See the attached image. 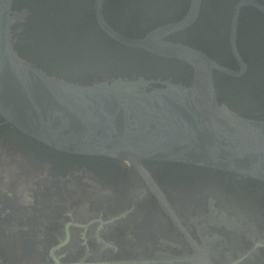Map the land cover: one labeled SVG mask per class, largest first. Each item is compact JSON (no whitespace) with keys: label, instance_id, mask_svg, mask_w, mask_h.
Wrapping results in <instances>:
<instances>
[{"label":"flooded vegetation","instance_id":"flooded-vegetation-1","mask_svg":"<svg viewBox=\"0 0 264 264\" xmlns=\"http://www.w3.org/2000/svg\"><path fill=\"white\" fill-rule=\"evenodd\" d=\"M239 1L203 0L198 19L167 39L238 70L230 28ZM251 1L258 6L240 8L236 30L246 71H215V85L218 99L237 113L264 119V0ZM188 2L104 0L103 13L115 30L141 37L179 19ZM13 9L17 51L47 71L65 63L55 42L37 46L41 30L48 37L53 24L72 33V16H82L92 19L103 43L125 50L126 62L116 52L109 75L175 81L191 75L188 69L185 79L179 60L112 39L96 22L93 0H14ZM121 69L128 73H114ZM0 264H264V184L177 163L56 151L0 117Z\"/></svg>","mask_w":264,"mask_h":264},{"label":"water","instance_id":"water-1","mask_svg":"<svg viewBox=\"0 0 264 264\" xmlns=\"http://www.w3.org/2000/svg\"><path fill=\"white\" fill-rule=\"evenodd\" d=\"M203 0H189L179 19L128 36L107 22L104 0H93L100 28L117 42L185 63L188 81L143 76L88 81L49 73L19 54L13 23L14 0H0V117L11 127L60 152L177 163L236 175L264 184V119L237 113L218 99L215 71L241 76L246 64L237 52L240 8L234 5L230 28L233 70L205 52L167 39L192 25Z\"/></svg>","mask_w":264,"mask_h":264},{"label":"trees","instance_id":"trees-1","mask_svg":"<svg viewBox=\"0 0 264 264\" xmlns=\"http://www.w3.org/2000/svg\"><path fill=\"white\" fill-rule=\"evenodd\" d=\"M131 1L133 4L134 0ZM108 2H110V0H107V3ZM72 18L73 20L71 19V21L75 22V27L73 28L74 32L72 33L66 34L64 32L54 30L55 27L53 24L47 27V33H49L48 37H43V30L40 32V40L37 46L43 43L44 40H49L50 43L51 41L55 42L65 63V66H63L64 68H61L62 66L60 65H51L52 69H49L48 72L54 74V71H57L65 76L67 74L71 76H90L88 80H94V78H110L111 75H109V70H111L110 67H113L111 65L114 61V57L116 58L117 55L115 53H120V56L123 58H121L123 62L125 61V50L120 49L114 43L108 44V40L106 41V38L104 43L98 39L97 35L93 34L92 29L90 28L89 23L96 26L91 18V20L89 19L87 21H85L82 16L79 18L72 16ZM167 22L169 21L167 20ZM115 47H117V50L112 51ZM110 48L112 49L111 51ZM72 57L74 63H72ZM39 62H44V60L41 59ZM178 64L180 65V63ZM181 64L182 65L180 66L186 69L184 75L186 79L189 76V67L185 63ZM105 67H109V69H106ZM124 70L126 69H121L114 73L125 75L128 72Z\"/></svg>","mask_w":264,"mask_h":264}]
</instances>
